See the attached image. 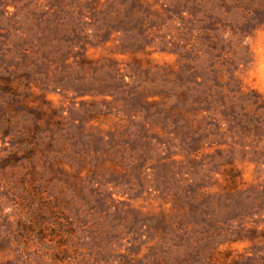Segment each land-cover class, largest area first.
<instances>
[{
    "label": "rangeland",
    "instance_id": "rangeland-1",
    "mask_svg": "<svg viewBox=\"0 0 264 264\" xmlns=\"http://www.w3.org/2000/svg\"><path fill=\"white\" fill-rule=\"evenodd\" d=\"M0 264H264V0H0Z\"/></svg>",
    "mask_w": 264,
    "mask_h": 264
},
{
    "label": "trees",
    "instance_id": "trees-1",
    "mask_svg": "<svg viewBox=\"0 0 264 264\" xmlns=\"http://www.w3.org/2000/svg\"><path fill=\"white\" fill-rule=\"evenodd\" d=\"M184 73V69L181 70L180 75ZM204 85V80L199 81L196 78L194 81H183L181 79L179 84V89L183 90L179 95V99L182 101L188 102L190 104L189 109L178 108L176 109L179 111L181 116L185 117L190 116L194 117V122H197L198 119L202 121H206L207 119L211 118L212 114L221 113L226 118V120L230 121L232 118L240 117L239 126L242 127V135H246L247 125H248V118L251 115L252 108H256L257 110L262 109L261 101L258 97L255 100H251L249 98V94L245 93L241 90H234L230 86L222 85L217 86L218 91L214 95H208L207 93L201 94V87ZM192 94L194 97V102H189L187 99V95ZM200 94V95H199ZM237 96L239 98H237ZM239 99L241 102L242 113H238L237 107L235 106V100ZM196 127L195 129H199L198 126L195 124L192 125V128ZM221 124L219 126V130H221ZM237 128V127H236Z\"/></svg>",
    "mask_w": 264,
    "mask_h": 264
}]
</instances>
